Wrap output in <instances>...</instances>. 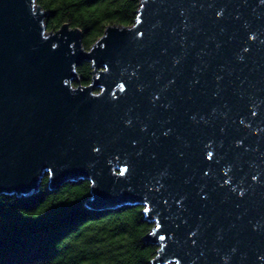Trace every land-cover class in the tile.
Returning <instances> with one entry per match:
<instances>
[{
    "label": "water",
    "instance_id": "1",
    "mask_svg": "<svg viewBox=\"0 0 264 264\" xmlns=\"http://www.w3.org/2000/svg\"><path fill=\"white\" fill-rule=\"evenodd\" d=\"M46 17L0 0V197L87 181L151 264H264V0H140L89 50Z\"/></svg>",
    "mask_w": 264,
    "mask_h": 264
},
{
    "label": "trees",
    "instance_id": "2",
    "mask_svg": "<svg viewBox=\"0 0 264 264\" xmlns=\"http://www.w3.org/2000/svg\"><path fill=\"white\" fill-rule=\"evenodd\" d=\"M47 13L46 30H77L89 50L108 26H132L140 0H35ZM74 86L91 82L92 67L76 68ZM87 181L36 194L0 197V264H151L158 247L145 242L153 228L142 207L91 211Z\"/></svg>",
    "mask_w": 264,
    "mask_h": 264
},
{
    "label": "rangeland",
    "instance_id": "3",
    "mask_svg": "<svg viewBox=\"0 0 264 264\" xmlns=\"http://www.w3.org/2000/svg\"><path fill=\"white\" fill-rule=\"evenodd\" d=\"M48 32V31H47ZM49 33V32H48ZM74 85V84H73Z\"/></svg>",
    "mask_w": 264,
    "mask_h": 264
}]
</instances>
